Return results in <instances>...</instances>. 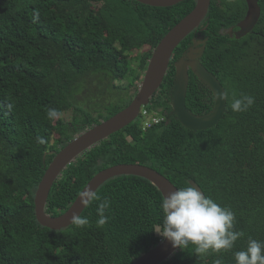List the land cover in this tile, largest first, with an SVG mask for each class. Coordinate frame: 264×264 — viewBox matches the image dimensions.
Wrapping results in <instances>:
<instances>
[{
  "label": "trees",
  "instance_id": "obj_1",
  "mask_svg": "<svg viewBox=\"0 0 264 264\" xmlns=\"http://www.w3.org/2000/svg\"><path fill=\"white\" fill-rule=\"evenodd\" d=\"M195 2L156 7L136 0H0V264H131L159 243L162 236L152 228L162 221L164 197L143 177L120 175L100 186L96 192L111 201L102 227L96 202L81 213L89 221L84 227L42 226L34 194L55 153L77 131L129 104L127 89L136 87L154 47ZM259 4L251 36L222 32L243 16L245 0H212L202 23L208 40L201 61L227 94V112L215 126L193 131L165 118L174 62L191 33L175 49L161 93L141 107L162 121L147 128L132 122L72 162L53 184L46 212L63 213L103 168L141 163L178 188L194 180L234 212L235 230L244 233L231 250L199 257L190 245L162 264H235L234 253L247 247L249 237L264 241V0ZM128 79L135 82L115 85ZM96 81L125 96L74 107L78 93ZM242 94L255 103L247 111H231L232 98ZM213 101L190 73L186 106L205 113ZM51 108L61 114L73 109V121L49 120Z\"/></svg>",
  "mask_w": 264,
  "mask_h": 264
},
{
  "label": "water",
  "instance_id": "obj_2",
  "mask_svg": "<svg viewBox=\"0 0 264 264\" xmlns=\"http://www.w3.org/2000/svg\"><path fill=\"white\" fill-rule=\"evenodd\" d=\"M136 1L150 6L167 7L183 0ZM245 2L247 5L246 14L238 22V29L235 30L233 26L225 28L223 30L224 34L241 39L250 33L258 23L261 16L259 0H245ZM210 3L211 0H196L194 8L162 37L154 47L146 68L139 78L137 93L127 106L107 119L80 130L55 153L51 162L47 165L34 194L35 216L42 226L53 230H62L72 224L70 221L74 213L81 215L86 206L80 203L79 195L63 213L51 215L46 212V204L53 184L72 162H75L91 148L137 119L141 107L150 103L152 95L161 86L175 49L183 39L200 27L207 16ZM205 48L206 44L199 50L190 49L187 54H183L180 59L174 62L175 73L169 95L171 105L169 116H173L184 127L193 131L205 130L215 126L227 112V99H217L221 93L227 97L224 86L217 76L210 72L201 61ZM194 52H197V54ZM190 73L213 95V107L205 113H195L186 106ZM120 175H135L149 180L162 192L163 197L178 188L168 177L149 165L119 163L97 172L81 191L89 187L97 191L107 180ZM190 184L202 191L194 180L191 179ZM178 250L179 248H174L171 242L162 237L158 244L142 253L131 264H162Z\"/></svg>",
  "mask_w": 264,
  "mask_h": 264
},
{
  "label": "clouds",
  "instance_id": "obj_3",
  "mask_svg": "<svg viewBox=\"0 0 264 264\" xmlns=\"http://www.w3.org/2000/svg\"><path fill=\"white\" fill-rule=\"evenodd\" d=\"M217 99H227L221 93ZM255 103L251 95L234 96L230 102L233 112H244ZM61 113L51 108L47 111L49 120H56ZM38 143H45L42 138H37ZM80 203L84 206L93 202L97 203L96 221L98 227L106 224L108 217L105 215L111 206L108 198H101L92 188H85L79 194ZM162 221L152 230L171 242L174 248L187 249L194 246L195 254L204 257L211 253L231 250L235 242L244 235L242 231L235 230V214L228 208L206 196L196 186L189 184L179 187L176 191L165 195L160 202ZM75 227L81 228L89 224L86 217L74 213L71 221ZM235 264H264V241L248 238L247 247L234 253ZM216 264H221L220 260Z\"/></svg>",
  "mask_w": 264,
  "mask_h": 264
},
{
  "label": "rangeland",
  "instance_id": "obj_4",
  "mask_svg": "<svg viewBox=\"0 0 264 264\" xmlns=\"http://www.w3.org/2000/svg\"><path fill=\"white\" fill-rule=\"evenodd\" d=\"M231 1L234 2V0H231ZM136 54L137 53H135L134 55H136ZM130 79H128V81H125V82L123 81L121 83H118L116 81L115 85H117V84H130L132 82H135V80H131V82H130ZM139 82H140V80L137 82L136 87L135 86L129 87L130 89H127V92L130 94L134 90H136V88L139 87L138 86ZM105 85H106V83L96 81V82H94L93 85H90L89 88H83V90L80 91L77 95L78 102L74 104V107L76 105H78V106L79 105H85V104L89 105V103L87 101H91V102H93V101L97 102L98 101V102H100V104L106 105L110 101H114L115 98H118V97L120 98L122 96H125V94H123L124 92L122 90L119 91L118 89H116L113 86L106 87ZM93 105L94 104H91V106H93ZM104 105H102L101 107H103ZM73 114H74L73 109H69V110L63 112L61 114L60 118H62L63 120H65L67 122H72L73 121ZM53 141H54V139H53Z\"/></svg>",
  "mask_w": 264,
  "mask_h": 264
},
{
  "label": "flooded vegetation",
  "instance_id": "obj_5",
  "mask_svg": "<svg viewBox=\"0 0 264 264\" xmlns=\"http://www.w3.org/2000/svg\"><path fill=\"white\" fill-rule=\"evenodd\" d=\"M212 1V0H211ZM220 1V0H219ZM245 14H246V10H245V12H244V14H243V16L242 17H239V18H237L236 19V21H234L232 24H230L228 27H226V28H229V27H234V29L235 30H237L238 29V26H237V24H238V22L241 20V19H243L244 18V16H245ZM203 23V22H202ZM255 28H256V26L253 28V30L250 32V33H248L247 35H245L244 37H242V38H245V37H248V36H251L252 34H254V33H256V31H255ZM207 29V25L206 26H202V24L200 25V27H198L197 29H195L192 33V36H191V38H190V41L188 42V45L186 46V48H185V50H183L182 52H181V54H180V56L178 57V59H180V57H182L183 56V54H187V52H189L190 51V49H193V50H199L203 45H205L206 43H207V40H208V36H207V34L205 33V30ZM223 29H225V28H223ZM223 29H222V31H223ZM229 35V34H228ZM230 36V35H229ZM231 37V36H230ZM232 38H234V37H232ZM205 51V50H204ZM198 52V51H197ZM197 52H194L195 54H197ZM202 56H203V54H202ZM202 56H201V58H202ZM177 59V60H178ZM176 60V61H177ZM198 84H199V86L200 87H202V88H204L205 90H206V93H209L211 96H212V98H213V95H212V93L207 89V88H205L204 86H202L199 82H198ZM172 86H173V84H172ZM172 86L168 89V91H167V94L168 95H170V91H171V88H172ZM161 86L156 90V92L158 91V93H161ZM138 89V88H137ZM137 93V90H134L132 93H131V100H132V98L134 97V95ZM152 98V97H151ZM130 100V101H131ZM211 99L209 98V100L208 101H210ZM213 100H214V98H213ZM130 103V102H129ZM213 107V105L211 106V108ZM169 113H170V111H168V112H166V116H165V118H166V120H169L170 118H172L173 116H169ZM174 118V117H173ZM103 119H105V118H102V119H100V121L101 120H103ZM99 121V122H100ZM134 123L136 122V123H141V119L139 118V115H138V117H137V119L135 120V121H133ZM94 124H97V123H93V124H91V126L92 125H94ZM80 131V130H79ZM79 131H77L74 135H73V137L76 135V134H78L79 133Z\"/></svg>",
  "mask_w": 264,
  "mask_h": 264
},
{
  "label": "built area",
  "instance_id": "obj_6",
  "mask_svg": "<svg viewBox=\"0 0 264 264\" xmlns=\"http://www.w3.org/2000/svg\"><path fill=\"white\" fill-rule=\"evenodd\" d=\"M139 116L142 122L143 128H147L154 123L162 121V117L155 116L148 108L140 109Z\"/></svg>",
  "mask_w": 264,
  "mask_h": 264
}]
</instances>
